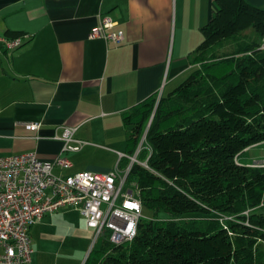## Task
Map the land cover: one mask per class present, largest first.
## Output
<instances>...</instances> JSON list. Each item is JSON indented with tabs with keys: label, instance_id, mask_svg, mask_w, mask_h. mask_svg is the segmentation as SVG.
Listing matches in <instances>:
<instances>
[{
	"label": "trees",
	"instance_id": "trees-1",
	"mask_svg": "<svg viewBox=\"0 0 264 264\" xmlns=\"http://www.w3.org/2000/svg\"><path fill=\"white\" fill-rule=\"evenodd\" d=\"M211 10L189 56L195 68L123 113L126 154L141 143L146 162L133 163L127 180L155 215L140 218L130 241L100 238L84 264H264V166L239 162L264 142V7L213 0ZM25 36L4 32L22 44Z\"/></svg>",
	"mask_w": 264,
	"mask_h": 264
},
{
	"label": "crops",
	"instance_id": "crops-1",
	"mask_svg": "<svg viewBox=\"0 0 264 264\" xmlns=\"http://www.w3.org/2000/svg\"><path fill=\"white\" fill-rule=\"evenodd\" d=\"M212 1L0 0V42L7 29L29 38L0 52V156L34 152L52 161L60 154L71 162L67 169L53 168L63 175L122 169L123 113L155 92L165 95L195 68L189 56L202 40ZM248 2L264 7V0ZM102 16L114 23L111 30L123 33L121 43L88 37ZM30 122H39V129L28 130ZM65 126L75 127L73 137L83 141L78 150L62 151L63 142L52 139ZM247 149L242 164L264 162V152L249 156ZM258 211L264 212V204ZM43 226L53 233L41 238L54 237L60 248L91 241L78 262L84 263L93 231L76 207H61L34 223L31 245ZM259 246L264 251V243ZM32 248L29 264H58Z\"/></svg>",
	"mask_w": 264,
	"mask_h": 264
},
{
	"label": "built area",
	"instance_id": "built-area-1",
	"mask_svg": "<svg viewBox=\"0 0 264 264\" xmlns=\"http://www.w3.org/2000/svg\"><path fill=\"white\" fill-rule=\"evenodd\" d=\"M113 25L109 17L102 16L88 37L119 44L124 35L111 30ZM22 41L21 37L3 38L0 52L14 50ZM260 48L264 50V36ZM39 126V122L25 124L30 131ZM62 128L52 139L63 142L62 151L78 150L83 141L73 137L75 127ZM140 150L141 143L131 155H119V160L128 161L122 169L115 166L107 172L83 170L66 175L53 172L54 167H71L70 160L60 154L52 161L41 160L34 152L0 156V264H29L33 252L30 227L45 214L67 205L76 207L92 229L90 250L103 236L114 244L133 239L142 205L136 183L127 176L133 163L146 166L138 159ZM249 166H264V162Z\"/></svg>",
	"mask_w": 264,
	"mask_h": 264
},
{
	"label": "rangeland",
	"instance_id": "rangeland-1",
	"mask_svg": "<svg viewBox=\"0 0 264 264\" xmlns=\"http://www.w3.org/2000/svg\"><path fill=\"white\" fill-rule=\"evenodd\" d=\"M186 77L187 75L181 78V80L171 90H173L178 84H180ZM166 90L167 91L165 92V94H167L169 89L167 88ZM160 95L159 96L157 95V99L160 97ZM260 152L261 154L264 152V144L258 147H251L247 149V152L245 154L252 156L254 154H259ZM245 160L246 159H244L241 154L239 156V162L242 164V162ZM154 215L155 213L153 210L143 209L142 211V217L151 218ZM156 215L158 216V218H161V219L162 218L164 219L167 217V214L163 211H159ZM197 216H202V215L193 214V213H187L183 215L184 218L197 217ZM42 232L52 234L53 230L50 227L47 228L46 226H43L41 228V231L39 230V233L35 232V238L32 241L33 242L32 246L34 247L35 251L39 253L37 254V256L40 257L42 252H46L47 255L44 254V257H46V259L49 260V262L51 261L53 263L57 262L58 264H78L79 260H82V258L84 257L86 250L88 249L90 242H91L89 241L88 245L84 247L82 243L70 244L72 245L70 246L69 241H68L67 245L64 244V247L60 248L58 245V240H56L54 237L53 238H41L40 233ZM40 258H43V256H41Z\"/></svg>",
	"mask_w": 264,
	"mask_h": 264
}]
</instances>
